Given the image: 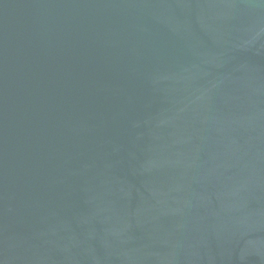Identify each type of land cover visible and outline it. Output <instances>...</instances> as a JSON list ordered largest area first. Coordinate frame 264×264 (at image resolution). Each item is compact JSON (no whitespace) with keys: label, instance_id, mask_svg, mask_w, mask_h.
Instances as JSON below:
<instances>
[{"label":"water","instance_id":"obj_1","mask_svg":"<svg viewBox=\"0 0 264 264\" xmlns=\"http://www.w3.org/2000/svg\"><path fill=\"white\" fill-rule=\"evenodd\" d=\"M0 264H264V0H0Z\"/></svg>","mask_w":264,"mask_h":264}]
</instances>
